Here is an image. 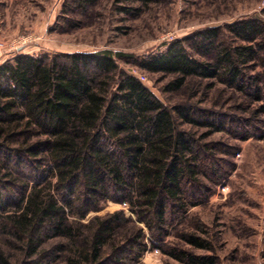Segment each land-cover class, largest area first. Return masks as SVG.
<instances>
[{"label": "trees", "instance_id": "obj_1", "mask_svg": "<svg viewBox=\"0 0 264 264\" xmlns=\"http://www.w3.org/2000/svg\"><path fill=\"white\" fill-rule=\"evenodd\" d=\"M99 1L75 3L88 10ZM226 29L228 37L209 28L133 61L76 52L18 54L0 63V234L26 264L138 263L148 250L145 228L152 246L162 248L170 229L208 201L209 185L223 175L213 169L214 145L194 128L215 127V113L165 105L118 60L169 77L167 92L207 80L249 97L244 68L264 53V22ZM251 78L253 96L264 101L258 76ZM108 202L127 205L135 219L117 211L84 222ZM49 241L57 248H47ZM187 241L205 247L196 236ZM181 254L193 264L212 262ZM0 264H8L1 248Z\"/></svg>", "mask_w": 264, "mask_h": 264}, {"label": "rangeland", "instance_id": "obj_2", "mask_svg": "<svg viewBox=\"0 0 264 264\" xmlns=\"http://www.w3.org/2000/svg\"><path fill=\"white\" fill-rule=\"evenodd\" d=\"M251 19L264 22V0H100L88 10L78 9L75 0H0V63L18 54L76 52H109L114 57L121 53L133 61L164 52L178 40L186 44L187 38L209 28H221L228 37V26ZM260 54L261 58L244 68L249 97L207 80L193 82L190 89L167 92L169 77L118 60L121 68L134 74L165 105L189 104L207 114L215 113V127H196L194 131L202 143L214 145L213 169L223 175L209 185L208 201L170 229L162 248L152 246L149 231L141 224L148 250L135 264H193L183 251L212 260L197 264H264V101L253 96L258 89L251 83V76H258L259 88L264 90L263 51ZM117 211L135 219L127 205L108 202L84 222ZM191 235L200 238L205 247L189 244ZM5 239L0 234V248L8 264H26L24 253L8 246ZM56 245L49 241L47 248ZM64 255L57 252L53 256ZM123 264L133 263L126 260Z\"/></svg>", "mask_w": 264, "mask_h": 264}, {"label": "bare ground", "instance_id": "obj_3", "mask_svg": "<svg viewBox=\"0 0 264 264\" xmlns=\"http://www.w3.org/2000/svg\"><path fill=\"white\" fill-rule=\"evenodd\" d=\"M115 204V203H114Z\"/></svg>", "mask_w": 264, "mask_h": 264}]
</instances>
